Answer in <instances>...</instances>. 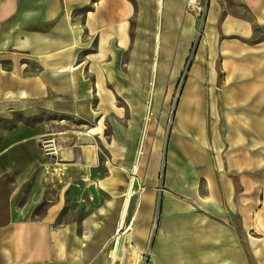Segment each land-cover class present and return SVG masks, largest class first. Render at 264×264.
Instances as JSON below:
<instances>
[{
  "label": "crops",
  "instance_id": "0c3cea01",
  "mask_svg": "<svg viewBox=\"0 0 264 264\" xmlns=\"http://www.w3.org/2000/svg\"><path fill=\"white\" fill-rule=\"evenodd\" d=\"M196 29L185 0H0V264H264L218 107L264 117V0Z\"/></svg>",
  "mask_w": 264,
  "mask_h": 264
},
{
  "label": "rangeland",
  "instance_id": "374dc122",
  "mask_svg": "<svg viewBox=\"0 0 264 264\" xmlns=\"http://www.w3.org/2000/svg\"><path fill=\"white\" fill-rule=\"evenodd\" d=\"M179 89L180 82L178 83L174 93L172 94L171 102L169 104L170 108L168 112L167 124H169L172 119L173 108L176 104L175 102L178 97ZM225 106L226 104L224 103V101H221L218 105L219 128L222 132V139L226 144L223 150V157L226 158L229 165L232 164L233 168H230V172L233 174H238L241 179H244V187L248 183L249 193L251 197L252 215L254 210L263 205L262 198L264 194V134H257V129L258 127L261 128V126L264 128V117L255 118V115L254 118H251L250 120L230 117L229 121L227 122L225 118ZM46 118V116L41 117V119ZM38 119H40V117ZM57 126V131H55L54 136L63 137V139L62 137L60 139L61 143L59 139V142L57 141L58 143H56V147L58 149H61L59 145H63L64 147V134L68 131L69 133H71V127L70 130L64 129L66 124L63 121L59 122V125ZM74 126L75 130H77L76 127L78 126ZM232 126L234 127L232 128ZM227 127H229L228 132ZM248 130L249 133H247ZM235 180H237L236 177ZM236 187L239 188L241 186L239 183H237ZM253 208L254 210H252Z\"/></svg>",
  "mask_w": 264,
  "mask_h": 264
},
{
  "label": "built area",
  "instance_id": "2783aa9c",
  "mask_svg": "<svg viewBox=\"0 0 264 264\" xmlns=\"http://www.w3.org/2000/svg\"><path fill=\"white\" fill-rule=\"evenodd\" d=\"M186 11L192 13L197 18L196 36L199 38L202 34L204 23V14L206 10V0H185ZM41 146L46 154L55 152V142L52 138H43ZM52 150V151H49Z\"/></svg>",
  "mask_w": 264,
  "mask_h": 264
}]
</instances>
